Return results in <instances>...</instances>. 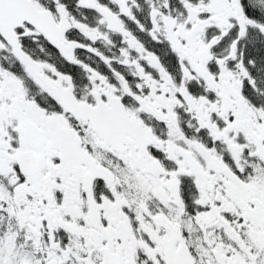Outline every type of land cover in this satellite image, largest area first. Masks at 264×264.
I'll return each mask as SVG.
<instances>
[{
    "label": "flooded vegetation",
    "instance_id": "flooded-vegetation-1",
    "mask_svg": "<svg viewBox=\"0 0 264 264\" xmlns=\"http://www.w3.org/2000/svg\"><path fill=\"white\" fill-rule=\"evenodd\" d=\"M8 4L0 264H264V0Z\"/></svg>",
    "mask_w": 264,
    "mask_h": 264
},
{
    "label": "water",
    "instance_id": "water-1",
    "mask_svg": "<svg viewBox=\"0 0 264 264\" xmlns=\"http://www.w3.org/2000/svg\"><path fill=\"white\" fill-rule=\"evenodd\" d=\"M0 1H2V2L5 1L6 2V13L10 12V13L14 14L13 11H15V9L8 4V2L12 1V0H0ZM17 7L20 8V5H18ZM17 15H19L21 17H25L26 16L24 13H17Z\"/></svg>",
    "mask_w": 264,
    "mask_h": 264
}]
</instances>
